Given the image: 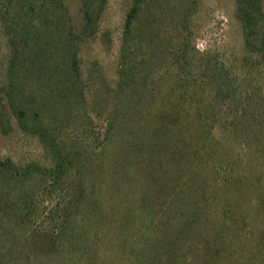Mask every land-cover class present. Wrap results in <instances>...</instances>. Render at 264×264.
<instances>
[{
  "label": "rangeland",
  "instance_id": "1",
  "mask_svg": "<svg viewBox=\"0 0 264 264\" xmlns=\"http://www.w3.org/2000/svg\"><path fill=\"white\" fill-rule=\"evenodd\" d=\"M65 1L76 22L78 0ZM132 1L106 0L96 35L80 45L84 99L78 103L86 117L62 115L54 123V129L55 124L67 128L63 153L72 156L58 184L48 182L55 162L37 136L23 132L14 119L6 134L0 129V161H10L18 169L37 165L36 172L42 173L27 177L26 186L20 179L0 174V216L24 209L23 230L44 240L60 224L66 184L73 180L79 195L85 196L84 203L91 202L96 209V220L87 224L102 227L118 221L123 228L142 225L168 236L174 233L179 255L187 264L189 257L193 264H264L263 140L256 134L249 140L250 147L241 150L236 144L241 138L235 132L211 128L212 109L201 89L195 93L200 98L189 92V86L212 78L205 74V65L215 66L214 78L229 84L226 89H232L237 98L238 91H251L262 114L264 68L257 64L258 54H248L244 47L237 0H156L160 5L156 14L150 17L154 10L149 6L148 13L135 22L132 35L125 37ZM258 1L264 10V0ZM2 4L0 0V10ZM3 18L2 114L8 111L2 99L11 54L10 30ZM125 41L129 43L126 51ZM24 76L22 72L20 81L30 85L31 78ZM36 88L31 84L27 92ZM183 98L192 103L187 117ZM221 111L220 116H231L227 109ZM47 115L49 122L53 117ZM157 119L175 120V126L161 133ZM83 164L87 166L81 170ZM92 193L99 200L90 201ZM80 211L70 210L75 214L74 226L82 222L75 217ZM89 211L93 212L92 205ZM4 223L9 229L8 223L19 226L20 220L6 218Z\"/></svg>",
  "mask_w": 264,
  "mask_h": 264
},
{
  "label": "trees",
  "instance_id": "2",
  "mask_svg": "<svg viewBox=\"0 0 264 264\" xmlns=\"http://www.w3.org/2000/svg\"><path fill=\"white\" fill-rule=\"evenodd\" d=\"M1 2L3 4L0 15L3 12V17L8 23L11 50L4 85L5 97L2 99L8 111L0 113L1 133L8 132L14 119L23 132L37 136L52 154L55 162L48 182L58 184L60 178L68 172L72 156L63 153L62 136L67 128L55 124L54 129V123L62 115V118L80 115L86 117L85 111L80 110L78 103L84 99L78 54L80 45L96 35L98 18L106 0H78L77 14L80 19L76 22L65 0ZM259 3L258 0H237V9L243 25L246 52L258 54L257 64L263 65L264 68V10L259 7ZM157 5L156 0H133L126 15L125 37L132 35L135 22H139L141 15L148 13L146 11L150 10L149 6L154 10L150 17L154 16L160 8V5ZM259 14H262L263 18H257ZM3 17L0 16V19ZM128 44V41H125V51L129 50ZM22 72L24 77L31 78L28 79L30 85H36V92H27L30 85L26 80L20 81ZM207 73H210L212 78L208 77V82L189 86V92L192 97L198 96L195 93L199 89L205 94V100L212 109L208 114L213 119L211 128H217L223 133L226 130L235 132L237 138H241V141L236 142L241 150L249 148V140L257 134L256 136L263 140L264 150V90L260 93L262 114H259V102H253L251 91H244L242 94L238 91L237 98V95L231 92L232 89H226L229 84H220L214 78L217 74L215 66L205 65V74ZM184 88V92L189 93L187 88ZM198 97L200 98V95ZM189 99H182V103H187V107H184L186 117L187 109L189 111L192 104ZM1 103L3 104L2 101ZM222 108L230 111L231 116H220ZM249 111L252 113L249 114ZM47 114L53 117L49 122ZM169 122L171 121L167 119H157L158 131L170 132L175 126V120L171 124ZM207 126L208 123L205 127ZM208 132L209 130L207 135ZM225 162L229 163L230 160ZM86 166L83 164L81 170ZM38 168L37 165H29L18 169L10 161H0V174H7L11 179H20L23 181L22 185L28 183L24 180L32 177ZM223 168L227 170L226 167ZM36 174L42 175L40 172ZM66 185L65 196L62 198L65 206L59 210L60 224L52 229L50 237L44 240L23 230V226L27 224V215L22 219V215L26 213L24 209L12 211L9 217L0 216V264H187L188 260L179 255L180 251L172 236L174 233H169L172 236L170 237L158 233L157 229L150 230L142 225L123 228L118 221L115 225L105 224L102 227L98 224H87L96 220L94 205L89 203L93 206V212L89 211V205L84 203L85 196L79 195L73 180L67 181ZM146 192L150 193V189H146ZM88 196L92 197V202L94 199L99 200L94 193ZM73 208L82 210L78 213L79 216H75L82 220L78 226L71 224L75 215L70 214ZM6 218H19V226L8 223L9 229H5ZM147 219V225L151 226V219ZM169 247H172L170 257L164 260L163 256L167 254ZM188 259L190 264H193L192 258Z\"/></svg>",
  "mask_w": 264,
  "mask_h": 264
}]
</instances>
